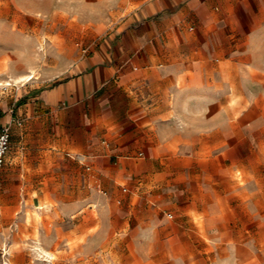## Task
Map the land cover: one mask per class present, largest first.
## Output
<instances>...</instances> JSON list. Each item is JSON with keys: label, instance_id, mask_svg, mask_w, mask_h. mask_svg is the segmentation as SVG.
<instances>
[{"label": "rangeland", "instance_id": "obj_1", "mask_svg": "<svg viewBox=\"0 0 264 264\" xmlns=\"http://www.w3.org/2000/svg\"><path fill=\"white\" fill-rule=\"evenodd\" d=\"M85 1L0 0V82L12 81L0 103L92 51L111 7ZM257 49L241 56L261 69L183 64L179 84L150 88V115L179 133L162 124L163 134L138 135L137 156L166 163L145 168L132 199H114L86 163L82 181L58 168L32 180L3 171L0 264H264V43Z\"/></svg>", "mask_w": 264, "mask_h": 264}, {"label": "crops", "instance_id": "obj_2", "mask_svg": "<svg viewBox=\"0 0 264 264\" xmlns=\"http://www.w3.org/2000/svg\"><path fill=\"white\" fill-rule=\"evenodd\" d=\"M85 2L111 7L98 17L92 51L75 56L56 75L25 81L10 104L0 103V129L9 126L12 136L2 172L19 170L32 180L58 168L82 181L86 163L89 177L109 183L114 199H132L148 176L145 168L166 163L154 155L138 157L144 150L138 135L152 127L163 134L162 124L179 133L173 120L150 115L147 92L153 87L165 93L179 84L183 64L192 69V63L213 66L217 60L239 70L261 69L243 57L261 52L264 0Z\"/></svg>", "mask_w": 264, "mask_h": 264}, {"label": "built area", "instance_id": "obj_3", "mask_svg": "<svg viewBox=\"0 0 264 264\" xmlns=\"http://www.w3.org/2000/svg\"><path fill=\"white\" fill-rule=\"evenodd\" d=\"M84 51H86V49ZM11 137V129L9 126L0 129V176L11 149Z\"/></svg>", "mask_w": 264, "mask_h": 264}, {"label": "bare ground", "instance_id": "obj_4", "mask_svg": "<svg viewBox=\"0 0 264 264\" xmlns=\"http://www.w3.org/2000/svg\"><path fill=\"white\" fill-rule=\"evenodd\" d=\"M35 75H32V76H30V74H28V76L26 77V78H28V79H31L32 77H34ZM12 84V81H9V80H7V81H5V82H0V85L1 86H6V85H11ZM48 206V205H47ZM46 206V207H47ZM40 209H43L44 207H45V204H43V202L41 203L40 202V205L38 206ZM37 207V208H38ZM39 251L41 252V253H43V254H49L50 256H52L53 254H51V253H49V252H47L44 248H42V247H39ZM48 256V255H47Z\"/></svg>", "mask_w": 264, "mask_h": 264}]
</instances>
